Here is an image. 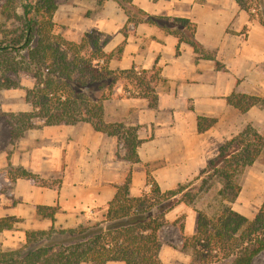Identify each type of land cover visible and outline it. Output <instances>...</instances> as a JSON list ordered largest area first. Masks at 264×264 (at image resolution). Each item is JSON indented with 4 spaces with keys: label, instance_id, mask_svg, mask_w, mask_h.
<instances>
[{
    "label": "crops",
    "instance_id": "crops-1",
    "mask_svg": "<svg viewBox=\"0 0 264 264\" xmlns=\"http://www.w3.org/2000/svg\"><path fill=\"white\" fill-rule=\"evenodd\" d=\"M133 3L155 16L193 21L199 51L153 23H130L125 34L128 16L116 0L101 4L98 0L57 1L54 16L61 33L79 41L85 33L96 32L103 50L113 53L110 69H159L160 78L152 83L158 99L152 107L149 98L126 96L120 80L114 95L104 101L107 123L139 126L137 162L123 157L126 149L117 136L98 131L89 122L29 128L10 144L11 128L4 121L0 127V219L13 220L10 228L0 229V250L22 246L28 230L50 227L52 220L38 213V205L56 206L55 224L73 227L92 219L97 208L106 207L129 172L133 196L149 190V174L162 190L179 183L190 182V187L193 180H199L197 175L208 173L202 172L219 156L220 146L248 124L264 135V103L241 111L227 100L233 93L264 97V25L258 18L237 0ZM119 46L121 51H117ZM22 109L30 110L31 106L25 101ZM201 117L207 124L204 130L199 129ZM9 164L33 172L41 184L27 177L12 182L7 173ZM247 175L261 174L251 169ZM187 205L178 204L166 218L186 212L184 232L193 234L197 213L189 211ZM168 251L173 258L165 256ZM160 258L163 264L191 261L190 254L167 249L165 244Z\"/></svg>",
    "mask_w": 264,
    "mask_h": 264
},
{
    "label": "trees",
    "instance_id": "trees-1",
    "mask_svg": "<svg viewBox=\"0 0 264 264\" xmlns=\"http://www.w3.org/2000/svg\"><path fill=\"white\" fill-rule=\"evenodd\" d=\"M116 1L128 16L125 34L130 23H153L199 51L196 24L190 19L155 16L137 7L133 0ZM237 2L264 25V0ZM56 9V0H0V90L24 87L26 102L31 106L30 110L9 113L10 144L29 128L84 121L98 131L117 136L126 149L123 157L139 161V126L107 123L103 104L122 80L126 96L149 98L155 107L158 96L152 83L160 78L159 69H110L113 53L103 50L96 32H87L79 41H73L55 30ZM121 49L119 46L117 51ZM24 79L31 85L23 86ZM227 100L241 111L264 103V97L241 93H233ZM204 119L200 118V130L207 127ZM263 147L264 135L248 124L220 146L219 156L210 160L202 173L213 168L212 172L196 176L202 178L199 189L207 190L218 180L222 183L219 197L234 202L241 192L240 174L257 160ZM218 159L220 165L216 164ZM7 173L12 182L17 177L42 182L22 166L9 164ZM130 182L129 172L108 205L96 209L99 216L95 220L87 219L73 227L55 224L56 206L38 205V213L50 218L52 224L48 229L28 230L26 242L18 248L0 250V264H163L160 232L168 223L166 215L182 202L191 204L196 193L190 190V182L162 190L149 174V190L133 196ZM195 211L197 228L193 234L184 232V223L179 226L182 249L191 254L189 264H252L264 251V201L252 218L229 204L214 216ZM11 220L0 219V229L10 228Z\"/></svg>",
    "mask_w": 264,
    "mask_h": 264
},
{
    "label": "rangeland",
    "instance_id": "rangeland-1",
    "mask_svg": "<svg viewBox=\"0 0 264 264\" xmlns=\"http://www.w3.org/2000/svg\"><path fill=\"white\" fill-rule=\"evenodd\" d=\"M59 0H56V2ZM258 18L257 16H255ZM54 20L55 16H54ZM57 23V22H56ZM55 30L61 32V26L57 23L55 25ZM23 86H30L31 81L22 80ZM25 89L20 88H10L0 90V127L2 128V123L7 121L9 123V113L23 111L22 107L25 103ZM10 125V124H9ZM11 128V126H10ZM11 130V129H10ZM0 129V133H1ZM258 164H255L252 168H247L240 174L239 181L241 183L242 194L234 202L229 203L228 201H223L219 195L218 190L222 186V183L218 180L214 181L211 187L207 190L199 189L202 178L199 180H193V184L190 186V190L195 194L194 201L188 204L189 211L192 209H200L208 213L210 216L216 215L220 209L225 205H231L235 210L245 214L246 216L252 218L259 210L262 202L264 201V149H262L259 157ZM217 165H220V159L216 161ZM211 168L208 173L212 172ZM252 169V172L260 173L261 175H247ZM208 173L204 175H209ZM196 213V212H195ZM196 215V214H195ZM99 214L97 212L93 215V220H95ZM187 213L182 212L176 218H167L168 223L162 228L160 235L167 249H179L183 251L185 255L190 254L189 251L180 248L182 246V234L180 233V228H174L175 225L180 226V224L185 223ZM191 255V254H190ZM165 256L167 258H173L171 252H166ZM252 264H264V251L259 253L253 260Z\"/></svg>",
    "mask_w": 264,
    "mask_h": 264
}]
</instances>
